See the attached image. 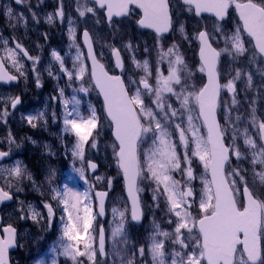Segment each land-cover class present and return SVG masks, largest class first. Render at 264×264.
I'll return each instance as SVG.
<instances>
[{
    "label": "snow or ice",
    "instance_id": "6c2138e0",
    "mask_svg": "<svg viewBox=\"0 0 264 264\" xmlns=\"http://www.w3.org/2000/svg\"><path fill=\"white\" fill-rule=\"evenodd\" d=\"M15 2L20 5L27 0ZM76 3L80 18L91 14L99 24L98 13L102 12L114 30L115 18L138 15L137 25L154 31L156 57L152 61V49L145 47L144 58L137 59L139 46L131 41L122 47L105 45L109 52L105 56L103 50L97 51L87 27L82 32V47L71 17L67 31L69 52L74 50V54L61 55L52 49L51 60L58 69L54 74L50 63L48 75L66 77L72 94L66 96L65 89L60 88L51 99L62 105V131L75 139L71 148L73 170L87 188L80 191L68 182L56 184V170L49 168L45 178L49 199L42 206L20 202V219L36 223L46 220L49 227L59 219L60 235L51 246L50 264H61V257L65 264H264V113L258 114L256 99H246L247 119L233 115L242 103L237 82H245V96L255 88L256 96L262 99L264 83L257 86L253 72L241 68L221 82L225 79V57L230 61L248 57L264 81V0H181L188 14L198 18L211 14L212 24H204L191 35L184 22L174 19L172 0ZM232 9L236 21L228 29ZM5 15L10 21L27 25L23 13L15 14L11 6L5 7ZM32 19L38 22L35 12ZM45 19L48 24L54 19L63 23V0ZM170 32H179L189 45L196 44L197 63L189 65L181 44L164 46ZM122 50L131 54L137 74H129ZM69 58L70 66L66 63ZM25 60L31 62L36 86L41 87V57L31 55L16 38L0 35V83L26 79L29 69ZM92 91L101 98L100 107L89 103L85 113L79 94L88 96ZM225 94L230 102L224 99ZM20 104V96L0 94V123L7 125L12 115L9 107L15 110ZM51 116L55 122V111ZM21 119L33 128L39 121L47 122L43 111L22 115ZM105 131L111 140L106 149H111L126 192L124 208H111V223L115 226L110 237H106L104 225L98 223L107 214L108 192L95 189L105 180L110 189L113 178L95 175L99 166L88 159L90 150H99ZM0 143L8 145L7 150L0 149V161L12 157L13 146L20 147L10 129ZM77 161L79 167L75 166ZM25 180L36 187L33 173L22 161L0 163V203L13 200L14 193L23 190L20 185ZM146 190L151 193L155 210L163 211L166 227L153 219L146 243L136 248L126 226L143 220L146 206L142 197ZM17 246V228L0 219V264H11L9 253ZM37 264L48 261L40 259Z\"/></svg>",
    "mask_w": 264,
    "mask_h": 264
},
{
    "label": "rangeland",
    "instance_id": "374dc122",
    "mask_svg": "<svg viewBox=\"0 0 264 264\" xmlns=\"http://www.w3.org/2000/svg\"><path fill=\"white\" fill-rule=\"evenodd\" d=\"M63 3L65 11V19L63 23H61L59 19H54L52 24H48L45 17L48 13H55L56 9L59 7V0H27V3L20 5L15 4L14 0H0V35L4 38H16L24 45L25 48L28 49L31 55H39L41 57V62L38 66L42 85L41 87L36 86L35 74L30 70L31 62L26 60L25 65L26 68L29 69L27 72V78L20 79L19 84L15 86H0V94H4L6 97L22 96L24 98V101L15 110H11L9 107V111L12 115L7 118V125L0 123V142L6 140L10 129L15 137L16 144L20 145L19 148L13 146V155L9 160H6L4 164L10 165L12 162L19 159L27 166L28 170L33 173L36 181V187H33L31 182L25 180L23 184L20 185L23 190L19 193H14L13 203L9 206H0L3 223H11L18 230L19 250L12 258L13 264H37V261L40 259H45L48 261V264H50L51 257L53 256V253L50 251L51 246L60 235L59 219H56L52 223L51 227H49L46 220L36 223L31 219H20V214L17 211L21 207L20 202L23 201L25 206L28 204L42 206V203L49 199L51 193L45 179L49 168H54L56 170V178H58L56 179V184L68 182L72 186L78 187L74 177L76 172L73 170L74 162L71 156V148L75 139L74 136L62 131V105L51 99L53 96L58 94V89L60 88H64L65 95L70 96L72 94V87L68 86L66 77L61 76L59 79H56L54 77H50L47 71L50 63L52 64V71L54 74L58 69V64L52 62L51 60L50 53L52 49H56L61 53V55L68 54L70 56L74 54V50H72L71 53L69 52L70 41L67 31L69 27L68 18L71 17L75 21L74 27L77 29V41L79 42L80 30L87 27L90 34L93 36L97 51L99 52L103 50L105 56L109 55L107 47H104L105 45L113 44L116 47H122L124 43L131 41L133 45L139 46L138 51L136 52L137 59L144 58L145 47L152 49L150 56L152 61H154L156 57L152 39L150 38L149 40L143 35L137 36L136 38L137 32L130 31L132 26L129 22L121 24L115 22L114 30L106 25L102 13H98L100 23L97 24V18L93 17L91 14H89L86 18H80L78 16L76 11V0H63ZM6 6H11L15 14L23 13L27 20V25L25 26L23 21L19 23H17L16 20L10 21L5 15ZM50 7H52V10H50ZM176 11H178L179 14H181V12L186 13L178 7H176ZM33 12L36 13L38 22L32 19ZM181 22L185 23L186 29H191V34L198 31L204 24H212L209 19L205 18L198 21L191 19V22L190 20L186 22L184 16H182ZM234 24L235 22L230 21L227 24V28L231 29L234 27ZM13 25H15V27H13ZM3 26H7L9 28L6 31H2ZM44 34H47L46 39ZM124 35H130L133 40L128 37H124ZM138 41L141 42V45ZM171 42L181 44V51L184 52L189 65H193L198 62L196 59L197 46L195 43L191 45L190 50L189 44L186 41H183L179 32H177V35L174 36ZM37 45L40 47H37ZM221 45L223 46L222 43ZM121 54L127 62L126 67L130 69L129 74H137V70H135L134 65H132L130 61L131 54L123 50ZM66 63L70 66L71 59H67ZM196 79L199 81V73L197 74ZM256 81H258L259 85L264 83L261 78ZM237 85H240L241 94L239 99L242 102V106L246 99H254V94H256L255 88H253L252 91H249L245 96L243 91L245 88V82L243 80L238 81ZM75 86L76 85L74 84L73 87ZM88 97V101L95 104L97 108L100 107H98L94 91H92ZM258 100V114H261L264 113V99L258 97ZM245 104H247L248 108L245 109L243 106L245 109L243 113L240 111H234L233 115L241 114L245 117V119H247L249 105L248 103ZM41 111L46 113L47 122L45 123L44 121H39L37 123V127L35 128L31 127L27 123L26 119H21L22 115H36ZM53 111H55L57 115L55 122L51 116ZM241 127H243V124ZM33 141H35V143H33ZM110 143V134L105 131L99 141V150H90L88 154V159L93 160L99 166L98 171L95 173L97 176L106 177V174L102 170L108 172L110 167L114 164L111 156V149H106V145ZM45 145H48V148H45ZM7 147V143H0V149L7 150ZM75 166H80L78 161L75 162ZM244 166L247 167V165ZM69 176H71L72 179L65 181L64 178ZM197 186H199L198 181ZM104 187L107 188L106 180L96 184V188L105 189ZM113 192L116 194L119 193L117 190H114ZM114 193L111 198H108L106 204L107 214L104 223L106 237H110L111 228L115 226L111 223L113 219L111 215V208L115 206L123 209L125 206L122 194L116 195ZM143 200L146 206L143 223L139 230H132L131 232L137 242H143L142 244H145L147 237L152 232L153 219L161 223L163 227H166V225L164 224V213L162 210H155L152 205L151 193L149 191L146 190L144 192ZM56 215L59 217L60 212L57 211ZM126 227L128 230L129 226ZM44 241H46V243H44ZM44 246H47L45 251H43ZM107 247L109 250L111 249L110 239H108ZM148 259H150V257ZM63 262L65 264L64 258L61 257V264H63ZM139 264H142V261H140Z\"/></svg>",
    "mask_w": 264,
    "mask_h": 264
},
{
    "label": "flooded vegetation",
    "instance_id": "af4514ba",
    "mask_svg": "<svg viewBox=\"0 0 264 264\" xmlns=\"http://www.w3.org/2000/svg\"><path fill=\"white\" fill-rule=\"evenodd\" d=\"M14 2H15V0H14ZM15 4H16V2H15ZM229 18L231 20H233L234 22L236 21V15L231 13V11H230V17ZM190 22H191V19H190ZM188 32L191 35V29H189ZM173 38H174V36L172 35V32H170V34L166 36V40L164 41V46L165 47L170 46L172 44L171 40ZM130 39H132V38H130ZM138 43L141 44L140 41H138ZM220 46L223 47L222 45H220ZM189 48L191 50V45H189ZM256 67H257L256 64H250L249 63L248 57L241 58V59H239L237 61H230L229 58L225 57L224 58V63H223V66H222L225 79H222L221 82L222 83L226 82V79H230L235 74V69L236 68H241L243 71H251V72H253L254 81L256 82V85H259L258 81H256V80L260 79L261 76L258 73H256V71H255ZM237 88H238V90H240V85H237ZM224 99L228 100L230 102V96L229 95L225 94L224 95ZM254 99L257 100V105L256 106H259L258 105L259 100H258V96H256V94H254ZM238 111L243 113L245 111V109L243 108L242 105H240Z\"/></svg>",
    "mask_w": 264,
    "mask_h": 264
},
{
    "label": "trees",
    "instance_id": "16d2710c",
    "mask_svg": "<svg viewBox=\"0 0 264 264\" xmlns=\"http://www.w3.org/2000/svg\"><path fill=\"white\" fill-rule=\"evenodd\" d=\"M235 163V162H234ZM105 174H106V177H112L113 180H112V185H111V188L109 189L108 185H107V188L110 192V195L112 196V194L114 193L113 191L114 190H117L119 191V193H114L116 195H120L122 194V197L123 196V193H122V183H121V178L120 176L118 175V170L115 166V163L110 167L109 171H105V170H102ZM58 179V178H56ZM89 180H90V177H89ZM91 181V180H90ZM76 183H77V186L78 188L83 191L85 190V188H87V184H85V182L83 180H80L79 178H76ZM113 189V190H112ZM121 192V193H120ZM124 200V198H123ZM132 244L135 245V240H131ZM136 248L139 247V242L135 245ZM130 251H131V248H130ZM130 255V254H129Z\"/></svg>",
    "mask_w": 264,
    "mask_h": 264
},
{
    "label": "water",
    "instance_id": "95a60500",
    "mask_svg": "<svg viewBox=\"0 0 264 264\" xmlns=\"http://www.w3.org/2000/svg\"><path fill=\"white\" fill-rule=\"evenodd\" d=\"M180 2H181V0H180ZM138 10V9H137ZM206 15H210L211 16V14H207V13H205ZM106 20V19H105ZM107 22V21H106ZM153 31V30H152ZM81 40H82V34H81ZM14 83H16V82H12L11 84H14ZM1 85H4V86H8V85H10V84H7V85H5V84H3V83H0ZM0 162H2V161H0ZM122 182H123V179H122ZM123 188H124V182H123ZM97 191H99V190H97ZM124 194H125V197H126V192H125V189H124ZM9 202H11V201H5V202H3V203H9ZM101 219H104V217H102ZM134 225H138L139 223H135V222H132ZM11 250H13V249H11ZM10 250V251H11Z\"/></svg>",
    "mask_w": 264,
    "mask_h": 264
}]
</instances>
